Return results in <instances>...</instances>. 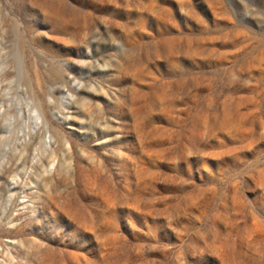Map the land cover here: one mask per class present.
Here are the masks:
<instances>
[{"label":"rangeland","instance_id":"rangeland-1","mask_svg":"<svg viewBox=\"0 0 264 264\" xmlns=\"http://www.w3.org/2000/svg\"><path fill=\"white\" fill-rule=\"evenodd\" d=\"M0 264H264V0H0Z\"/></svg>","mask_w":264,"mask_h":264}]
</instances>
